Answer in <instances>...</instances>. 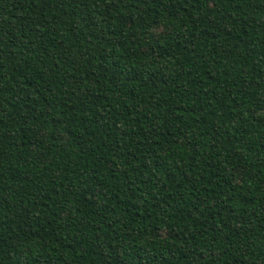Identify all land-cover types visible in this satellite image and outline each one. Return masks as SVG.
Listing matches in <instances>:
<instances>
[{
	"label": "trees",
	"instance_id": "obj_1",
	"mask_svg": "<svg viewBox=\"0 0 264 264\" xmlns=\"http://www.w3.org/2000/svg\"><path fill=\"white\" fill-rule=\"evenodd\" d=\"M0 264H264V0H0Z\"/></svg>",
	"mask_w": 264,
	"mask_h": 264
}]
</instances>
